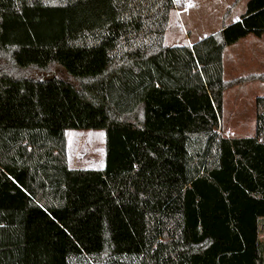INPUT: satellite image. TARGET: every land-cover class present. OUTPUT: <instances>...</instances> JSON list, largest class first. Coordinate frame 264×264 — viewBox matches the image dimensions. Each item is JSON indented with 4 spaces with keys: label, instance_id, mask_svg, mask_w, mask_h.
I'll list each match as a JSON object with an SVG mask.
<instances>
[{
    "label": "trees",
    "instance_id": "1",
    "mask_svg": "<svg viewBox=\"0 0 264 264\" xmlns=\"http://www.w3.org/2000/svg\"><path fill=\"white\" fill-rule=\"evenodd\" d=\"M173 9L0 0V264H145L146 218L170 215L165 264H264V98L255 137L219 133L225 92L264 83L223 65L264 35V0L192 48L165 46ZM88 130L103 169L69 165L66 133Z\"/></svg>",
    "mask_w": 264,
    "mask_h": 264
},
{
    "label": "rangeland",
    "instance_id": "2",
    "mask_svg": "<svg viewBox=\"0 0 264 264\" xmlns=\"http://www.w3.org/2000/svg\"><path fill=\"white\" fill-rule=\"evenodd\" d=\"M165 34L166 46H182L189 38H205L219 32L224 20L230 25L237 22L246 12L249 0H241L231 14L225 17L237 0H173ZM254 36L247 42L233 48L225 59L224 79L233 80L250 74L264 73V62L258 53L264 49V41L254 44ZM257 41V40H255ZM185 44V43H184ZM183 44V45H184ZM257 57L255 56L256 52ZM255 53V54H254ZM47 78V75L32 74ZM72 81L61 68H54L50 74ZM226 108L221 117L219 133L225 131L236 134L255 135L256 118H258L257 101L264 97V84L252 83L238 86L226 91ZM256 105V107H255ZM225 136V135H224ZM67 151L71 168L103 169L105 165V132L99 130L68 131ZM146 243L143 249L145 264H165L172 251L178 247L181 238V220L178 216H149L145 221ZM264 239V234L262 236Z\"/></svg>",
    "mask_w": 264,
    "mask_h": 264
},
{
    "label": "crops",
    "instance_id": "3",
    "mask_svg": "<svg viewBox=\"0 0 264 264\" xmlns=\"http://www.w3.org/2000/svg\"><path fill=\"white\" fill-rule=\"evenodd\" d=\"M240 20V19H239ZM238 20V21H239ZM237 21V22H238ZM236 23V22H235ZM234 24V23H233ZM208 36H206L205 38H207ZM250 36H248L247 38H245V39H242L238 44H236V45H234V46H231V47H229V48H227L226 50H225V52H224V58H223V65H224V71H225V59H226V54H228V52H232V51H234V49L233 48H236L237 46H241L242 44H244L245 42H247L246 40H248V38H249ZM205 38H203V39H205ZM202 38H197L196 40H191L190 38L188 39V40H185L184 41V45L183 44H181L182 46H189V47H193L196 43H198V42H200L201 40H203ZM255 40H257V41H255ZM255 40H253L252 42L254 43V44H259L261 41L263 42L264 41V35L261 37V38H255ZM261 44V43H260ZM166 46V45H165ZM166 47H174V46H166ZM257 53H258V51L256 52V54H255V56H256V58H258L257 57ZM258 56H260V58H258V59H260V61L261 62H264V49H262L259 53H258ZM227 81V80H226ZM229 81V80H228ZM264 84V83H263ZM226 95H227V92H225V94H224V110H225V108H226ZM262 98H264V97H262ZM257 101V100H256ZM255 107H256V105H255ZM256 110H258L257 108H256ZM223 113H224V111H223ZM222 120V119H221ZM221 120H220V122H221ZM256 123H257V118H256ZM221 127V126H220ZM256 128H257V124H256ZM224 135L226 136V137H229V138H235V137H255V135H256V133H255V135H244V134H241V133H238V134H236V133H234V132H232V131H225L224 132ZM75 169H77V168H75Z\"/></svg>",
    "mask_w": 264,
    "mask_h": 264
}]
</instances>
